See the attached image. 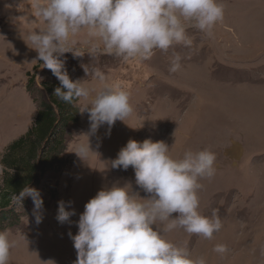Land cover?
I'll return each instance as SVG.
<instances>
[{
  "label": "rangeland",
  "instance_id": "374dc122",
  "mask_svg": "<svg viewBox=\"0 0 264 264\" xmlns=\"http://www.w3.org/2000/svg\"><path fill=\"white\" fill-rule=\"evenodd\" d=\"M37 2L0 0V185L1 159L34 124L35 100L51 73L28 40L31 32L45 27L36 14ZM218 2L225 15L212 37L189 26L191 47L156 49L149 60L91 53L86 30L71 38L82 56L69 52L60 59L73 81L83 80L94 91L87 100H78L80 122L72 129L57 173L37 188L42 222L36 223L30 198L19 227L8 229L15 241L9 264H74L77 252L69 232L78 233L86 203L103 188L128 184L132 194L148 198L136 185L131 166L111 167L130 139L164 141L175 158L204 148L216 154L215 175L199 181V211L211 216L218 210L222 229L209 240L176 228L164 233L169 241L205 257L207 264H264V0ZM174 53L181 55L182 67L170 73ZM94 68L105 74V83L130 94L133 111L125 122L117 120L110 134L106 124L90 134L88 113H81L103 87L93 79ZM29 75L36 77L33 92L28 90ZM81 144L91 148L83 158L75 153ZM60 201L75 211L63 224L56 218ZM218 243L227 246L226 253L213 251Z\"/></svg>",
  "mask_w": 264,
  "mask_h": 264
},
{
  "label": "clouds",
  "instance_id": "9594fccd",
  "mask_svg": "<svg viewBox=\"0 0 264 264\" xmlns=\"http://www.w3.org/2000/svg\"><path fill=\"white\" fill-rule=\"evenodd\" d=\"M35 7L45 27L31 32L28 40L38 53L36 59L60 82L54 95L69 104L87 100L94 91L83 80L73 81L60 59L69 52L82 56L71 46V38L78 33L87 31L91 53L102 51L124 61L149 60L156 49L167 52L174 45L191 47L189 26L212 37L214 27L225 15V6L218 0H38ZM181 61V55L174 53L169 72L179 71ZM92 76L103 87L95 90L81 113H88L90 134L105 124L110 134L117 120L125 122L132 113L130 94L119 85L105 83L106 76L99 68L92 70ZM90 150V144H81L75 153L83 158ZM170 150L164 141L151 139H130L120 149L111 167L127 170L131 166L136 185L148 198L132 194L128 184L98 191L79 217L78 233L69 232L77 252L74 264H207L205 257L193 256L164 233L182 228L189 235L210 240L222 229L218 210L213 209L211 216L199 211V181L215 175L216 154L204 148L175 158ZM25 197L32 198L36 223H41L40 192L25 185L13 199L21 204ZM73 215L75 211L67 210L60 201L58 222H69ZM14 246L8 230L0 231V264H9ZM227 250L220 243L213 249L218 254Z\"/></svg>",
  "mask_w": 264,
  "mask_h": 264
},
{
  "label": "trees",
  "instance_id": "16d2710c",
  "mask_svg": "<svg viewBox=\"0 0 264 264\" xmlns=\"http://www.w3.org/2000/svg\"><path fill=\"white\" fill-rule=\"evenodd\" d=\"M49 79L42 82V91L36 98L38 113L32 127L6 149L1 164L3 167L0 185V231L17 228L31 197L18 204L13 197L25 185L39 188L42 182L57 173L64 158L72 129L80 122L78 100L65 103L54 95L59 80L52 71ZM36 77L29 75L28 90L33 92ZM44 95V96H43ZM41 97V98H40Z\"/></svg>",
  "mask_w": 264,
  "mask_h": 264
}]
</instances>
